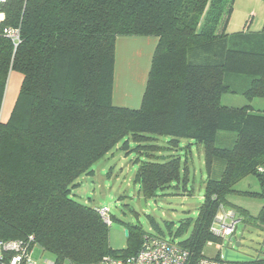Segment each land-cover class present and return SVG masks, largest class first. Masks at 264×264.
Segmentation results:
<instances>
[{"label": "trees", "instance_id": "1", "mask_svg": "<svg viewBox=\"0 0 264 264\" xmlns=\"http://www.w3.org/2000/svg\"><path fill=\"white\" fill-rule=\"evenodd\" d=\"M234 2L0 1V114L11 72L23 75L10 117L0 118V239L34 236L56 264L136 254L149 233L129 225L127 247L113 249L99 207L77 201L72 188L126 136L143 143L155 135L204 148V201L190 237L178 242L193 260L208 241L222 242L211 231L222 206L264 230V111L253 105L264 99V30L228 33ZM6 28L19 30L17 43ZM134 35L158 38L139 108L113 102L117 38ZM225 93L249 102L223 104ZM221 131L235 133L231 146L217 144ZM181 172V157L171 155L144 161L136 180L155 196ZM249 175L259 190L235 189ZM233 192L261 198L259 212L229 200Z\"/></svg>", "mask_w": 264, "mask_h": 264}, {"label": "rangeland", "instance_id": "2", "mask_svg": "<svg viewBox=\"0 0 264 264\" xmlns=\"http://www.w3.org/2000/svg\"><path fill=\"white\" fill-rule=\"evenodd\" d=\"M230 29L240 31L247 28L252 32L264 30V0H235ZM238 83H246V78H239ZM14 82V81H13ZM12 85V84H11ZM10 85V86H11ZM257 99L261 98H256ZM262 100V99H261ZM264 100V99H263ZM249 101L240 93H225L222 103L242 106ZM143 143L126 136L83 173L72 188V197L77 201L106 209L111 219L109 225L110 244L113 249L127 247V229L129 225L139 224L149 234L164 239L180 242L190 237L193 223L198 217L199 206L204 201L206 182L209 171L202 145L186 139H180L177 146L169 142V136L155 135ZM235 133L221 131L217 144L231 146ZM154 144L155 147L144 146ZM179 156L182 161L180 180L171 187L158 190L155 196H146L136 180L139 166L147 160H164L169 156ZM218 166L214 176L217 175ZM237 190H259V183L254 175H249L237 184ZM232 202L244 206L256 215L262 205V199L243 193H231ZM236 234L233 239H221L225 245L235 246L240 239L239 251L257 258H264V230L246 224L239 215ZM208 241L203 254L216 258L220 254L217 241ZM54 258L49 252L36 244L30 255L32 264H48Z\"/></svg>", "mask_w": 264, "mask_h": 264}, {"label": "built area", "instance_id": "3", "mask_svg": "<svg viewBox=\"0 0 264 264\" xmlns=\"http://www.w3.org/2000/svg\"><path fill=\"white\" fill-rule=\"evenodd\" d=\"M4 32L15 43L19 41L20 33L18 29L6 28ZM99 212L106 223L110 225L111 219L107 210L99 208ZM240 221L241 219H239L233 209L222 206L211 225V231L221 239L225 237L233 239ZM33 242L34 236H30L26 240L0 239V264H32L30 255L34 247ZM209 243L210 245L212 244L211 241ZM224 246L223 241L217 243V248L220 250V258H211L203 255L193 260V254L189 248L162 237L146 234L142 247L136 254L127 257L108 256L103 260V264H251L225 261L223 259ZM47 263L56 264L51 260H48Z\"/></svg>", "mask_w": 264, "mask_h": 264}, {"label": "crops", "instance_id": "4", "mask_svg": "<svg viewBox=\"0 0 264 264\" xmlns=\"http://www.w3.org/2000/svg\"><path fill=\"white\" fill-rule=\"evenodd\" d=\"M3 18L4 14L0 12V19ZM231 24L230 18L227 26V32L230 34L241 31H250L247 28V24V27L245 26V28L240 31H236L232 28L230 29ZM157 42L158 38L152 35L119 36L117 38L113 87V102L115 105L130 108H139L141 106ZM22 81L23 75L21 73L17 71L11 72L1 109V120L6 121L10 117ZM253 105L257 109L264 111L263 99L254 100Z\"/></svg>", "mask_w": 264, "mask_h": 264}, {"label": "water", "instance_id": "5", "mask_svg": "<svg viewBox=\"0 0 264 264\" xmlns=\"http://www.w3.org/2000/svg\"><path fill=\"white\" fill-rule=\"evenodd\" d=\"M240 245H241L240 239L236 241L234 247L230 246L229 244L225 245L223 247V259L229 262H243V263H253L254 261L257 260V257H253L239 251L236 247H239Z\"/></svg>", "mask_w": 264, "mask_h": 264}]
</instances>
